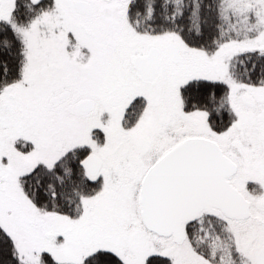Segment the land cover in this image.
Listing matches in <instances>:
<instances>
[{
    "label": "snow or ice",
    "instance_id": "snow-or-ice-1",
    "mask_svg": "<svg viewBox=\"0 0 264 264\" xmlns=\"http://www.w3.org/2000/svg\"><path fill=\"white\" fill-rule=\"evenodd\" d=\"M0 264H264V0H0Z\"/></svg>",
    "mask_w": 264,
    "mask_h": 264
}]
</instances>
